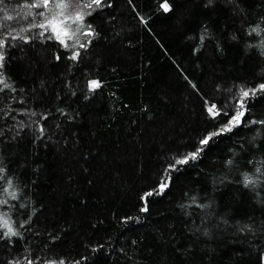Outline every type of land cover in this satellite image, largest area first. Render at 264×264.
Masks as SVG:
<instances>
[{
	"label": "trees",
	"instance_id": "trees-1",
	"mask_svg": "<svg viewBox=\"0 0 264 264\" xmlns=\"http://www.w3.org/2000/svg\"><path fill=\"white\" fill-rule=\"evenodd\" d=\"M71 1L0 0V264H264V0Z\"/></svg>",
	"mask_w": 264,
	"mask_h": 264
},
{
	"label": "snow or ice",
	"instance_id": "snow-or-ice-1",
	"mask_svg": "<svg viewBox=\"0 0 264 264\" xmlns=\"http://www.w3.org/2000/svg\"><path fill=\"white\" fill-rule=\"evenodd\" d=\"M32 6L33 7H45L46 8L48 6V0H43V4H34ZM56 6L61 8V9H63L65 7V5L63 3L58 4ZM101 6H111V5L107 4V0H90V2L87 3L84 7L91 8V9L95 10V8H99ZM161 7H163L165 12L170 10L169 5L167 4V0H165V3L163 5H161ZM42 14L43 13H41V15ZM84 15H91V12H87V13H84L82 11L81 12H77L73 17H68V18H65V20H61L60 23L65 25V29L63 30V35H66V36H68L69 39H71V36L68 34V32L66 30V28H67L66 21L70 19L72 23H77L78 25H82L83 19H84ZM7 18L11 19V17H7ZM38 26L41 27V28H45V29L50 28L53 35L49 36L48 38L52 39L53 37H55V39L59 40V42L61 44H64L65 47H68V45L65 43V41L61 37V30L58 28V26L53 21H49V23L47 25L40 24ZM77 31H79V28L77 29ZM252 31H257V29H253ZM41 35H44V33H41ZM87 35L91 36V35H93V33L91 31H89L87 33ZM17 38L24 39L19 34L17 36H13L12 37V39H17ZM25 42H27V41H25ZM4 45H5V41L0 40V48H3ZM80 46L84 47L83 44H81ZM79 55H80V53H78V52L74 53L73 56L71 57V59H76ZM3 59H4L3 53L0 52V61H3ZM2 66L3 65L0 64V67H2ZM0 83H2V80H0ZM5 87H8V85H5ZM97 87H99V83L97 81H91L90 82V88H92L94 90ZM260 90H264V84L260 85ZM249 94H250L249 91H246V90H243V89L241 90V92H240L241 99H240V102H239V108H237V110L235 112V115L230 117V119L227 122V125L223 129H220L219 131L213 132L210 135L206 136L204 139H202L200 141L201 145L207 144L216 135H220V134H222L223 132H226V131H231L232 127H235L236 124L239 123L241 117L244 116L243 99L248 97ZM252 94L253 95L255 94V90L252 91ZM213 108H215V105H213L211 108L208 109L209 113H212L213 115H220L219 112L213 113ZM224 114L227 115V113H224ZM202 150H203L202 148H198L197 151L192 153V154H190V156L185 157V158L180 159V160H177L175 163L176 164L188 163L189 159H195L196 156L198 155L199 151H202ZM173 167H175V165H173ZM0 171H3V169H0ZM9 186H11V184H9ZM163 186L164 185H161V188H163ZM10 195H12L13 199H15V194L14 193H10ZM0 203H6V201H0ZM142 210L146 211L147 209L144 208ZM2 226L7 228V232H5L3 234L4 236H15V235H17V233L13 231V229L7 223L6 220L2 221ZM61 264H62V262H61Z\"/></svg>",
	"mask_w": 264,
	"mask_h": 264
},
{
	"label": "rangeland",
	"instance_id": "rangeland-1",
	"mask_svg": "<svg viewBox=\"0 0 264 264\" xmlns=\"http://www.w3.org/2000/svg\"><path fill=\"white\" fill-rule=\"evenodd\" d=\"M41 1L43 3V0ZM61 3L65 5L63 9L56 6ZM46 10L47 12L50 13V15L52 14V18L50 21H53L61 30V37L63 38L65 43L70 41L72 39V34H73L72 33V29L74 27L73 25L74 24L77 25V23H72L70 19L66 21L67 24L66 30L68 34L71 36V39H69L68 36L63 35V30L65 29V25L61 24L60 21L65 20V18L68 17H73L77 12H81V10L79 9V5H76V3L71 0H48V6L46 7ZM213 111H215V113L218 112L215 109Z\"/></svg>",
	"mask_w": 264,
	"mask_h": 264
},
{
	"label": "water",
	"instance_id": "water-1",
	"mask_svg": "<svg viewBox=\"0 0 264 264\" xmlns=\"http://www.w3.org/2000/svg\"><path fill=\"white\" fill-rule=\"evenodd\" d=\"M163 189H165V187Z\"/></svg>",
	"mask_w": 264,
	"mask_h": 264
}]
</instances>
